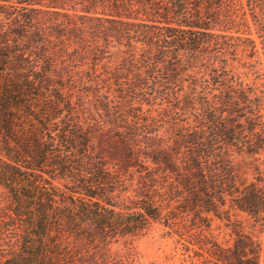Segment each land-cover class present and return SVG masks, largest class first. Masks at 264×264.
<instances>
[{
    "label": "trees",
    "instance_id": "1",
    "mask_svg": "<svg viewBox=\"0 0 264 264\" xmlns=\"http://www.w3.org/2000/svg\"><path fill=\"white\" fill-rule=\"evenodd\" d=\"M252 27L264 0H0V264H142L155 229L264 264Z\"/></svg>",
    "mask_w": 264,
    "mask_h": 264
},
{
    "label": "rangeland",
    "instance_id": "2",
    "mask_svg": "<svg viewBox=\"0 0 264 264\" xmlns=\"http://www.w3.org/2000/svg\"><path fill=\"white\" fill-rule=\"evenodd\" d=\"M251 39L255 41L258 51L259 65L258 69L264 76V48L260 43L253 27L251 28ZM253 77L250 78V82ZM213 234L218 242L230 244V231L223 227L222 223L214 222L211 226ZM260 241L264 244V231L258 235ZM176 238H162L161 231L155 229L149 234L133 243L132 247L137 254L138 261L142 264H199L197 260L191 261L187 255H182L181 246L176 244ZM113 251L119 250L117 246L112 248ZM191 256V253H189Z\"/></svg>",
    "mask_w": 264,
    "mask_h": 264
}]
</instances>
